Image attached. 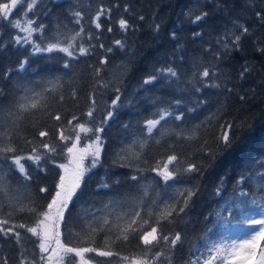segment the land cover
<instances>
[{
	"label": "trees",
	"instance_id": "trees-1",
	"mask_svg": "<svg viewBox=\"0 0 264 264\" xmlns=\"http://www.w3.org/2000/svg\"><path fill=\"white\" fill-rule=\"evenodd\" d=\"M24 8L20 3L9 20L0 19V130L11 133L16 147L7 156L35 155V148L42 159H22L27 180L11 159L3 162L0 216L10 221L5 228L33 226L37 220L27 212L9 216L13 198L47 210L62 175L59 165L69 160L77 124L86 121V127L102 130L79 133L80 141L88 144L100 136V154L65 210L68 223H60L59 238L66 247L94 248L86 255L94 264L145 259L148 246L140 237L151 227L170 239L179 233L181 240L172 248L161 239L149 256L163 251L158 264H191L264 206V0H38L33 10ZM21 12L35 21L33 27L44 26L34 31L31 43L16 41L12 21ZM75 12L81 13L79 24ZM202 13L207 16L195 21ZM76 32L81 34L71 41V57L35 51L56 39L66 47ZM169 68L176 76L168 74ZM151 76L156 79L145 84ZM25 96L38 107L21 112L19 103H31L20 99ZM10 111L20 117L16 123ZM164 111L169 115L149 133L147 121L160 120ZM41 131L47 135L41 137ZM170 155L178 159L169 165L174 179L165 182L158 170ZM189 165L196 169L184 171ZM185 190L194 193L186 207L180 196ZM172 205L177 211L164 220L161 213ZM136 211L145 219L149 212L154 215L127 241L117 239L122 233L114 226L126 227ZM105 218L109 223L93 239L85 225L99 229ZM17 231L19 243L11 233H0V259L20 264L24 253L39 264L38 239L26 229Z\"/></svg>",
	"mask_w": 264,
	"mask_h": 264
},
{
	"label": "snow or ice",
	"instance_id": "snow-or-ice-1",
	"mask_svg": "<svg viewBox=\"0 0 264 264\" xmlns=\"http://www.w3.org/2000/svg\"><path fill=\"white\" fill-rule=\"evenodd\" d=\"M26 2V0H25ZM18 0H9V2L4 3L0 2V18L4 20H9L10 13L12 10L17 6ZM38 0H31V3L28 4L29 11L33 10ZM27 15V13L25 14ZM74 15L77 17L76 23H80V12H75ZM101 13H97L96 19L93 20L95 23L96 28L100 27V24L96 21L99 19ZM260 13H257V16H260ZM207 16V13H202L201 15H197L195 17V21H201L204 17ZM194 21V22H195ZM120 27L122 29L126 28V22L121 19L120 20ZM35 24V21H28V26L23 27V31L27 33L24 37L25 42H29L31 40L32 33L34 31H39L43 29V25H39L38 28L33 27L32 25ZM14 26L22 27V25L17 22ZM159 26H157L158 28ZM83 29L81 28V32ZM111 31V29H109ZM248 29L244 28L243 32L247 33ZM81 32H76L75 35L69 38V43L66 47H62L60 44L59 39H56L55 43H50L47 48H40L39 46L35 47V51H60L66 53L68 56H73V52L70 51L73 48V44L71 43L72 40H75L77 37L80 36ZM240 36L235 37L234 42H238L240 40ZM20 42V37H17V43ZM117 44H120V41H116ZM81 54L86 53V49L81 47L79 49ZM111 51V49H109ZM102 63H104L102 61ZM69 65L65 63L64 67L67 68ZM21 68H23V64H21ZM164 70H161L163 72ZM167 72L170 76H176V72L173 71L171 68L167 69ZM99 70H97V74ZM204 77L209 76V71L205 69L202 73ZM156 79L155 76H151L144 81L145 84L151 83L152 80ZM31 91V90H27ZM39 94L33 93L32 96L35 97ZM21 100L27 101L31 99V103H19L17 105L18 109L21 112H26L30 108L36 109L38 107V101L32 99L28 96L21 97ZM61 99H63L61 97ZM119 99V97H117ZM113 104H116V101H113ZM94 108H90L87 115L89 118L93 116ZM9 117L12 118V122L16 123L17 120L20 118L15 113L9 112ZM169 113L167 111L162 112L160 115V120H149L147 121V130L149 133H152L153 129L157 127L161 120H164ZM108 116L111 117L112 113L109 112ZM61 117L59 115L56 116V119L59 120ZM76 117H73V120H76ZM177 120L181 119L180 116L176 117ZM71 124V121H69ZM88 122L86 121L83 124H77L80 132L88 133V132H96L101 131L102 129H91L86 127L85 125ZM41 137L47 135L45 131H41L39 133ZM61 134V139H66ZM80 139L79 133H77V140ZM225 146H229L230 144V137L227 132H225L222 136ZM101 140L100 136H96V142L99 143ZM30 143V142H29ZM44 148L48 149L49 152H55V148L49 147V145H43ZM143 147V145H141ZM33 153L35 155H29L27 157H22L19 155H13L11 157L7 156V153H16V147L11 143V133L6 132L4 130H0V178H2L4 174V161L11 159L13 164H15L19 170V172L24 176V179L27 180L29 177L25 171L24 165L21 163L22 159H29L33 160L34 162H38L42 159V156L37 153V150L33 148ZM73 148H68V152L71 153ZM99 148L95 151L94 155L98 158L99 157ZM138 158V156H137ZM177 156L170 155L167 159V162L164 163L163 168L158 170V175H162L165 182L174 179V172L169 170V165L173 164L174 161H177ZM98 161L93 162V167L95 163ZM59 167L64 168L65 165L61 164ZM196 169L195 165H189L187 169L184 171L192 172ZM88 168H80L74 175V177L68 181L66 177L61 175L59 182L56 184V191L55 194L52 196L51 202L47 205L46 212H39L37 208L34 206V202L30 204H23L18 202V198H13L9 200L8 207L10 209L9 216H13L15 214L27 212L29 214H36L37 220L35 226H26L23 223L15 224L12 223L10 227L5 228L4 225L9 224L10 221L3 216H0V233H2L5 237H7L10 233L15 236L17 243L21 240V234L17 231V229H26L27 232L31 233L32 236L37 237L39 240V250L41 254L48 253L47 257L44 255L40 256L39 264H69L70 261L73 259V254L75 257L80 258V264H88V260L85 259L84 254L88 252L96 251L94 248L90 247H66L64 243L60 240V223L63 221L65 222V226L67 227V220L65 218V210L69 207V202L73 200V198L78 195V190L81 189V182L85 178V173L89 171ZM156 170V169H154ZM9 171L11 168L9 167ZM133 180L136 177H132ZM102 187H108L107 184L101 185ZM6 186L0 183V192H5ZM42 192L46 191V189H41ZM193 192L191 190H185V192L180 193L181 198L183 199V203L185 207L188 205L190 198L193 196ZM241 195H246L245 193H241ZM3 208V204L0 203V209ZM55 209V212H53ZM177 211V206L172 205L170 208L166 209L164 212L161 213V217L164 220H168L175 212ZM179 212L184 211V207L178 208ZM133 215V218L130 222H126V227H122L120 225H115L114 227L122 233L121 235L117 236V239H123L127 241L129 239V233L136 234L138 231L142 230L144 225L148 224L149 219H151L154 213L149 212L147 214L148 218L145 219L142 217L141 211H136ZM260 218H250L248 220V225L250 227V232L245 237L241 238L240 240H232V241H221L219 243H214L210 247H206L204 253H201L200 256L196 257L195 260L191 262V264H234L235 259L242 260L243 264H264V206L261 207V211L259 213ZM119 219H122L119 218ZM109 221L105 218L103 224L100 226L99 229L92 227L91 225H85V228L90 229V234L92 235L93 239L95 234L98 231H102L104 225H107ZM159 224V221H157ZM259 226V227H255ZM79 235V234H77ZM143 241V244L146 247L143 250V254L145 259H138L134 260L132 264H158L161 258L165 255L163 251L155 252L154 256H149V253L152 249L158 246L159 241L162 239L166 244L170 243L172 248H175L178 242L181 240V235L177 233L173 238H169V236H163L158 231V227H151L150 231H144V234L140 237ZM55 241V247H51V242ZM110 241H106V246ZM100 256H112L113 252L111 251H99L97 253ZM22 259L20 264H37L35 260L28 261V258L24 253H21ZM127 259V257H125ZM0 264H8L6 258L0 259Z\"/></svg>",
	"mask_w": 264,
	"mask_h": 264
},
{
	"label": "rangeland",
	"instance_id": "rangeland-1",
	"mask_svg": "<svg viewBox=\"0 0 264 264\" xmlns=\"http://www.w3.org/2000/svg\"><path fill=\"white\" fill-rule=\"evenodd\" d=\"M23 2L25 3L24 11H27L29 9L28 4L31 3V1L26 0V2H25V0H18L17 6ZM14 9L12 10V12L14 11ZM11 13H10V15H11ZM25 14H26V12L25 13L21 12V15L19 17L14 18L12 21L13 26L17 22H19L22 25V27L14 26V28L16 30V41H17V37H20L19 43H31V40L29 42H25V40H24V37L27 35V33L25 31H23V27H27L28 21H30ZM0 19H2V18H0ZM33 34H34V32L32 33V36H33ZM32 36H31V39H32ZM79 133H83V132H80V130H79ZM71 148H73V151L71 153H69V160L67 163L64 164L65 167L62 168V175L65 176L66 180H68V181H70L74 177L75 173L80 168H89L90 166L93 165V162L97 160V157L94 155L97 148H99V152H100V142L97 143L96 138H95L94 140H92L88 144H82L80 139L77 140V138H76V140L72 144ZM22 157H27V156H22ZM260 211H261V209L254 211V213H252L250 216L247 217L246 221L242 225L235 227V228H232L229 231H227V233H225V237L222 238L221 241H229V242L232 240L238 241L241 238L248 235L250 232V227H249L247 222L250 218H260V216H259ZM53 212H55V209H53ZM33 226H35V225H33ZM255 227H259V226H255ZM38 242H39V240H38ZM55 246H56L55 241L53 240L51 242L50 248L55 247ZM42 255L47 257L48 253H44ZM86 255H87V253L84 254L85 259L88 260L86 258ZM134 260H137V259L124 261L122 264H132V262ZM69 264H80V258L75 257L73 254V259H72V261L69 262ZM88 264H94V263H92L88 260ZM234 264H243V262L240 259H235Z\"/></svg>",
	"mask_w": 264,
	"mask_h": 264
}]
</instances>
